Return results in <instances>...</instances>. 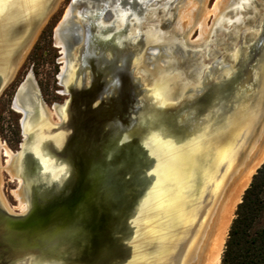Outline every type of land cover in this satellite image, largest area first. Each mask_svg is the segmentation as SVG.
I'll return each instance as SVG.
<instances>
[{
	"label": "water",
	"instance_id": "water-1",
	"mask_svg": "<svg viewBox=\"0 0 264 264\" xmlns=\"http://www.w3.org/2000/svg\"><path fill=\"white\" fill-rule=\"evenodd\" d=\"M59 1L0 0V92ZM179 1L82 25L60 124L22 126L10 170L26 207L12 213L0 194V264H180L257 157L264 0H231L202 44L176 31Z\"/></svg>",
	"mask_w": 264,
	"mask_h": 264
},
{
	"label": "flooded vegetation",
	"instance_id": "flooded-vegetation-1",
	"mask_svg": "<svg viewBox=\"0 0 264 264\" xmlns=\"http://www.w3.org/2000/svg\"><path fill=\"white\" fill-rule=\"evenodd\" d=\"M133 1H136V3H148L150 8H153L152 4L154 0H78V2L77 0H71V10L70 8L66 9L55 30V33L59 31L60 39L65 46V51L63 52L61 46L57 47L56 43L54 45L56 49H59V56L61 59V61H58L59 66L57 67L60 71H58V75L56 76L60 88V91L56 92V95L61 97L60 100L46 101V96L43 94L42 88H40L35 81L36 75H38L37 71H39L38 67H36L39 66L37 62H40L41 57H45L46 53L41 55V53L38 52L36 59H34L29 68L24 67V64L22 65L21 62L14 76L0 92V100L2 97H7V94L10 95V108L16 115L17 133H15V135L18 137L17 144L19 149L26 139V130L24 131L22 128L24 124H27L28 127H33L35 130H39L51 124H60V120L63 117L61 114V108L69 98L68 95L64 94L66 88L63 85L64 76L66 74V65L71 60L75 49L81 45V40L83 38L82 25L87 24L88 18L94 19L95 16H98L100 21L109 24L113 18H116V16H114L115 14L122 17L126 15L125 12L122 11L121 5L133 3ZM71 17H73L74 26L70 27L68 22ZM36 48L37 45H34L31 48L27 57H24V63L29 62V58H33L32 55L37 53ZM11 136H13V134ZM4 149L5 148H3V151L5 152L7 149ZM7 151L11 155L13 154L12 157L14 156V153L10 150ZM2 156L7 159L8 165L11 167L13 163L12 157L10 159L7 158L5 153H3ZM3 168L4 166H2L1 169ZM2 171L5 172L4 170ZM2 171L0 170V172ZM19 184L20 181L18 180V185Z\"/></svg>",
	"mask_w": 264,
	"mask_h": 264
},
{
	"label": "rangeland",
	"instance_id": "rangeland-1",
	"mask_svg": "<svg viewBox=\"0 0 264 264\" xmlns=\"http://www.w3.org/2000/svg\"><path fill=\"white\" fill-rule=\"evenodd\" d=\"M188 1L190 0H181L177 3L176 2L174 3L173 11L175 13L172 11V15L174 13L175 20H178L179 11L182 9L184 4ZM192 1H195L196 3H198L199 7L196 13V19H198V18L203 17L206 10H211L214 4H216V2L219 0H192ZM70 3H71V0H60L58 2V5L56 6L55 10L52 12V14L48 17L44 25L38 31L29 50L26 53L25 58L27 57V55L29 54V51L34 45H37V48H36L37 53L32 55L33 58H29V62L24 63L25 58L22 60V65L24 64L23 65L24 67L29 68L32 65L34 59H36V55L38 54V52L41 53V55L43 53H46V56L41 57V61L37 62L39 66H36V67H38L39 71H37L38 75H36V78H35V81L37 82L38 86L42 88L43 94L46 96L45 97L46 101H55V100L58 101L61 99L60 96L56 95V92L60 91L56 76L58 75V71H60V69H58L57 67L59 66L58 61H61V59L59 56V49H56L54 47L56 43L55 36L57 33V32L55 33V30L58 24L60 23L66 9L70 8L71 6ZM164 3L165 4L167 3L166 0H156L153 2L152 6L154 8L156 7L158 8L160 6L162 7ZM225 16L226 17L228 16V11L223 12V10H221L217 15L215 16L210 15L207 18L206 24L208 26V35L204 43L209 41L208 40L209 35L214 31L215 25L219 23H221L222 25V20H223V17ZM68 24H70L69 25L70 27L74 26L73 17L70 18ZM196 27L197 26H192L190 29H184L182 31L180 35L183 37L184 42L186 43L196 42V39L198 37V29ZM175 49L178 50V52L183 54V50L178 45H176ZM145 62L148 65L151 61L150 59L146 58ZM9 96L10 95L7 94V97H2L0 100V167L2 168V166H4V168L3 169L0 168V170L5 171V172L3 171L0 172V179H1L0 193H1L2 199L4 200V204H6V207L8 208L9 211H11L12 213H21L22 211L19 210V205L20 203H22V201L20 200V197L18 196V189H19L20 184L18 185V180L15 179V177L12 175L7 159L2 156V154L4 153L3 148L10 150L12 153H14V155H16V153L19 151L18 144H17L18 137L17 135H15V133H17L16 115L11 111V108H10L11 100ZM12 134L13 136H11ZM13 158L14 156L12 157V159ZM14 194H16L18 198H16ZM241 200H242V197L240 201ZM262 200L264 203V193L262 194ZM234 217H235V213H234L233 219ZM263 226H264V210L261 216L259 217V219L256 221L255 228H259Z\"/></svg>",
	"mask_w": 264,
	"mask_h": 264
},
{
	"label": "bare ground",
	"instance_id": "bare-ground-1",
	"mask_svg": "<svg viewBox=\"0 0 264 264\" xmlns=\"http://www.w3.org/2000/svg\"><path fill=\"white\" fill-rule=\"evenodd\" d=\"M230 1L231 0L217 1L211 10H206L203 17L198 19H196V13L199 7L198 3L192 0L186 2L178 13V21L177 24H175L176 31L181 33L184 29H190L192 26H197L198 37L193 44L204 43L208 35V26L206 24L207 18L210 15H217ZM55 37L56 46H61L64 52L65 46L60 39L59 31H57ZM4 153L9 159L13 155L7 150H5ZM263 161L264 146L260 149L259 154L252 161L248 169L244 172H240V174H236V171H234L235 175L230 177L229 180H231V182L225 186L223 190L224 193L219 198V202L216 203L215 207L206 214L203 218L205 223H202V226L190 239L180 264H220L223 246L230 223L234 216L235 208L239 203L243 192L248 187L254 173ZM14 195L18 198L16 194ZM25 207L26 206L23 202L20 203L19 209L21 211H24Z\"/></svg>",
	"mask_w": 264,
	"mask_h": 264
},
{
	"label": "trees",
	"instance_id": "trees-1",
	"mask_svg": "<svg viewBox=\"0 0 264 264\" xmlns=\"http://www.w3.org/2000/svg\"><path fill=\"white\" fill-rule=\"evenodd\" d=\"M264 163L235 208L223 246L220 264H264V226L255 228L264 210Z\"/></svg>",
	"mask_w": 264,
	"mask_h": 264
}]
</instances>
